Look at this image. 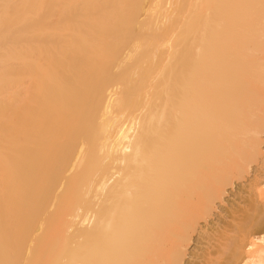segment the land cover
I'll list each match as a JSON object with an SVG mask.
<instances>
[{"label": "bare ground", "instance_id": "bare-ground-1", "mask_svg": "<svg viewBox=\"0 0 264 264\" xmlns=\"http://www.w3.org/2000/svg\"><path fill=\"white\" fill-rule=\"evenodd\" d=\"M0 264H264V0H0Z\"/></svg>", "mask_w": 264, "mask_h": 264}, {"label": "rangeland", "instance_id": "rangeland-1", "mask_svg": "<svg viewBox=\"0 0 264 264\" xmlns=\"http://www.w3.org/2000/svg\"><path fill=\"white\" fill-rule=\"evenodd\" d=\"M238 190H237V188H233V189H231V190H229V193H228V195H227V198H226V202L222 205V207H220L219 209L220 210H218V211H216L215 212V215L212 217V219H211V221H212V223H210L209 225H207L206 227H205V229H210V228H212V227H216V223L218 222V219L219 218H224L223 216H225L224 215V208H228L227 206L228 205H232V204H236V202H237V200L239 199L237 196H240L241 194L239 193V195H238ZM233 195V196H232ZM237 195V196H236ZM237 198V199H236ZM234 200V201H233ZM234 203H233V202ZM236 201V202H235ZM231 203V204H230ZM225 209V210H226ZM223 211V213H222V211ZM217 214V215H216ZM217 221V222H216ZM218 224V223H217ZM214 225V226H213ZM210 232V231H209ZM197 238V237H196ZM195 238V239H196ZM195 247V249H194V251L195 252H197V253H200V249L201 248H203L204 246L203 245H199V244H194L193 246H192V248L191 249H193ZM196 247L198 248V249H196ZM190 260H192V259H187V261H190Z\"/></svg>", "mask_w": 264, "mask_h": 264}]
</instances>
